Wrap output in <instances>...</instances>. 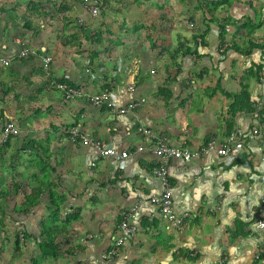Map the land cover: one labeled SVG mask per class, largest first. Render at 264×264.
Here are the masks:
<instances>
[{
  "label": "crops",
  "instance_id": "1",
  "mask_svg": "<svg viewBox=\"0 0 264 264\" xmlns=\"http://www.w3.org/2000/svg\"><path fill=\"white\" fill-rule=\"evenodd\" d=\"M230 7L231 4L226 6V9ZM243 13L250 17V11L249 14ZM220 20L222 23L225 22L224 30L220 29L219 32L223 41L245 48L243 38L249 35L247 24L237 23L236 32L232 34V26L236 21ZM243 27L246 29L243 30ZM7 28H0V55L5 58L16 57L21 49L16 43L20 34H15L9 25ZM21 39L30 41L28 35L21 36ZM220 41L219 38V44ZM263 42L264 36L249 43L259 46ZM199 45L203 46L201 41ZM203 47L206 50L209 45ZM42 52L44 56H48L45 47H42ZM201 55L203 56L198 57L199 59L202 58L208 64L213 63L211 68L202 71L201 79L206 78L202 85L194 84L191 80L188 86L182 85L183 82L178 78L180 76L178 69L172 80L166 81L162 86H151L144 83L145 79L141 80V85L136 87L134 93H129L125 86L127 81L129 83L130 80L135 79L134 75L132 78L127 77L125 81L123 76H120L117 80L118 84L111 82V86L107 84L103 87L104 83H102V88L112 91L115 95L117 108H123L133 101L145 100V103L132 114L125 115H112L107 105L92 108L80 100L64 103L59 94L55 92L50 94L38 58L30 62L14 59L8 71L1 72L3 73L1 77L10 78L11 81V84L6 82V85L1 84L0 92L6 94L5 109L13 108L9 114L4 112L5 110L2 114L7 119L5 121L14 123L22 132L21 137L13 142H19L22 137L28 135L20 128L22 122L19 111H25L23 109L25 107L21 105L25 101L34 100L44 103L47 95L48 98L51 96L54 102L62 101L60 106L66 111L57 109V105L54 109L68 119L74 120L73 126H77L86 137L103 147L131 153L124 163H116L111 159H100L91 147H84L80 143L72 144L67 136L59 140L57 135L53 146L43 145L51 150L49 162L45 167L51 174L49 183L53 193H57L58 197L63 196L64 203L67 202L70 208L72 206L68 201L78 205L77 210H71L72 213L75 211V214H78V219L76 223H72L74 227L70 232L72 237V232L79 228L83 234L84 240H80V246L76 249L86 252L84 260L88 264H100V254L110 247L117 234L116 227L120 222V212L128 210L133 205L140 207L138 217L133 221L137 227L136 237L127 243L123 251L121 250V255L109 264H116L121 258H129L132 254L137 257L138 253L142 252L140 250L142 247L151 250L155 260L163 255L169 256L166 253L167 249L174 248L178 252L179 249L184 248L190 261L196 258L197 262L201 260L202 263L210 264L215 261L216 244L219 246L218 249L223 250L222 244L225 243L216 238H222L224 234L227 235L228 240L233 237L239 243L236 249L225 248L224 254L219 256V259H225L226 263L238 261L240 264L243 261L244 252L241 246L244 245L240 244L242 242L255 245L258 249L264 248V231H257L255 228L256 221L264 219V119L259 128L258 140L253 141L249 138L252 128L249 114L229 111V104L232 102L230 95L239 93L242 90L241 86L248 88L251 105L264 97V83L248 73L252 66L264 65V49H253L249 57L233 50L226 52L221 59L214 58L207 52ZM58 63L62 66L60 61ZM51 69L50 74L58 78L63 76L75 87L82 88L83 84H87L86 78L81 81L82 76L73 74L74 70L70 72V77H67L63 74L64 71L61 74L60 68H57L54 62ZM115 76L116 74L112 75ZM15 83H17L16 88ZM4 87L7 92L3 91ZM102 88L92 93H100L103 91ZM19 93L31 96L28 100H23L22 94L20 97L16 95ZM20 98L21 101L18 100ZM67 109L70 111L65 114ZM29 114H33V111L30 110ZM139 127L146 128L149 135L138 133ZM234 132L237 133V138L233 144L232 157L218 158L211 155L189 164L180 162L170 164L169 176L173 190L174 212L178 216L189 214L190 218L182 234L169 230L156 209L148 203L151 196L161 191L158 181L152 175L157 159L149 151L152 139L150 136L160 137L174 147L194 149L205 145L211 138L223 144ZM32 141L35 140H20L25 143V147ZM139 147L143 149L142 152L135 151ZM39 168H41L40 164ZM39 171L42 176L38 175V179L41 181L44 177L47 180L42 168ZM11 184L15 183L11 182ZM11 189L6 204L13 201L11 197L16 195L14 187ZM62 189L67 194H61ZM3 190L0 182V192ZM5 209L3 211H6ZM237 223L241 226L239 231L236 230ZM90 235L97 238L87 240L86 237ZM167 238L172 239V242L165 241ZM255 238L258 240L256 241ZM69 248L73 253L75 252L71 245ZM199 250L200 254L196 252ZM192 254L194 258L191 259ZM81 260L82 258L77 257L76 262L72 261V264H77Z\"/></svg>",
  "mask_w": 264,
  "mask_h": 264
},
{
  "label": "rangeland",
  "instance_id": "2",
  "mask_svg": "<svg viewBox=\"0 0 264 264\" xmlns=\"http://www.w3.org/2000/svg\"><path fill=\"white\" fill-rule=\"evenodd\" d=\"M89 1L0 0V28L8 29L7 25H9L15 34H20L18 35L20 37L19 40H25L24 43L26 42L33 50H37L38 56L36 58L39 57L38 59L44 56L42 47H45L48 57L51 58L57 68H60L61 74L64 71L63 74L70 77V72L74 70L73 74L77 73V75L82 76L81 81H84L86 78L87 84H83L82 88H84L85 92L91 93L98 88H102V83H104L103 87L107 84L111 86V82L118 84L117 80L120 76H123L124 81L129 76L131 78L133 75L136 76L134 80L129 79L130 82L128 83L127 81L125 84L127 90L133 85L135 89L136 87L138 88L143 79H145L144 83H148L151 86H162L166 81L172 80L177 69L178 76L180 75L178 78L183 82V84L181 83L182 85L188 86L191 83L189 82L190 80L194 84L198 83V85H202L203 80L206 78L201 79V73L205 68H211L213 63L208 64L205 60L198 57L203 56L201 55L203 52H207L217 59H221L224 56H220L217 53L216 48L219 44L220 28L216 24L210 23V18L213 17L218 20L230 19L236 21V24L232 26V34L236 32L235 25L237 26V23L238 25L247 24V18L255 25H261L258 31H255L251 36H244L245 46L248 42L264 36L263 0H229L231 4L229 9L223 6L217 12L209 14L202 12L197 0H106V2L100 0L102 8L97 22L91 25L80 26L77 22L78 18L82 16L80 5ZM31 2L35 6L38 5L40 7H36L34 10H26L27 4ZM53 3L67 6L71 9L72 13L64 17L63 14L58 12ZM250 3L253 5H248ZM37 10L40 11L37 12ZM43 11L48 13L49 16L47 18H42L43 15H40ZM249 11L251 12L250 17H247L248 15L243 12L249 14ZM28 22L30 28L26 29L25 23ZM245 29L243 27V30ZM206 31L208 33L205 36V40L209 47L205 50L204 45H199L200 40L195 41L194 37ZM96 34L102 36L100 45H93L87 41V38L93 37ZM23 35H28L30 41L21 39ZM73 35L78 36L82 46H77L74 43L69 45L63 44V39L72 37ZM180 44L189 47L191 51L187 56H183L182 53L177 58L176 50ZM200 51H202L201 54L199 53ZM14 58H8L11 60L8 66L0 67L1 90V84H5V82L9 84L11 82L10 78L6 79V77H1V75L8 71V67L14 61ZM58 61L61 62L62 66L59 65ZM51 66L52 64L49 67V73L52 70ZM2 71L3 73H1ZM113 74H116V76L112 77ZM52 76L56 79L64 78L63 76L60 78ZM181 76L183 77L181 78ZM16 85L17 83H15V88ZM11 88H13V85ZM102 89L105 90L104 88ZM3 91L7 92L5 87ZM21 94L23 100H28L31 96L23 93L16 95L20 97ZM45 97L47 98H45L44 103H40V100H34L30 102L25 101L21 105L25 107L23 108L25 111H19V113L21 112L20 121L22 122L20 128L24 132H27L28 135L27 137H22L20 140L26 141L32 139L41 145L46 144L49 146L51 144L53 146L57 135L59 140H61V138H65L68 135L67 133H71L74 128H78L77 126H73L75 124L74 120L68 119L67 116H64L57 110L62 109V111H66L60 106L62 101H58L57 103L53 101L51 96L48 98L49 96L45 95ZM11 100H14V95ZM18 100L21 101V98ZM5 101V95L0 92V127L2 126V122L7 120L2 112L5 110L4 112L9 114L13 110V108L9 107L5 109ZM83 102L87 103L86 101ZM16 103H13V105H17L19 101ZM55 105H57V109H54ZM30 110L33 111L31 115L29 114ZM67 110L65 114H68L70 111L69 109ZM20 140L19 142L0 146V182L3 185V191L7 192L8 190L9 192L11 182L18 186L14 187L16 195L11 197L13 201H9L6 209L4 208L6 211L0 210V220H3L5 223V229H1L0 227V264H31L33 257L37 264H72V261H75L77 257L82 258L77 264H88L84 260L86 252L76 249V247L80 246V240L83 239V234H81L79 228L72 232V237L70 238L71 246L76 253L74 252L75 254L73 253L68 257L63 256L55 260L52 258H42L34 249V244L21 237L24 232L29 235L38 236L42 224L50 225L52 223L47 209V194L53 191L51 183H49V176L51 174L45 166H41L42 173L48 179L46 180L44 177L41 181L38 179V175H42L39 171L41 168L37 165L38 158H36V152L29 146L30 143L25 147V143L20 142ZM49 151L51 152V150L42 149L40 155H49ZM40 183L43 184L41 185ZM36 186L41 187V192L43 193V197H41L43 200H40L41 204L34 207H29L28 205L24 207V197L29 195L32 187ZM62 193L63 195L67 194L63 189L61 190ZM55 197L58 198L57 193H55ZM68 202L71 204L72 209L65 202L60 207V216L62 218L73 214L71 210H77L78 208V205L72 204L70 201ZM26 210L27 213H24L23 211ZM2 212H5L4 215H2ZM73 212L75 213V211ZM76 222L77 220L74 219L71 223ZM15 236H19V250L15 249ZM258 238H255L256 241ZM216 239L224 242L225 245L222 244L223 250H220L216 244L215 250H217V254L215 255V261L210 264L219 263V256L224 254L225 248L236 249L239 244L233 237H230L228 240L225 234L222 238L217 237ZM169 240L167 238L165 241L169 242ZM170 242H172V239ZM246 243H240L244 245L241 247L244 252L242 253V258L243 261L245 260L244 262L241 261L240 264H264L262 257L264 255V248L258 249L255 245ZM68 248L62 247L63 250H67ZM144 249V247L140 249L142 252L138 253L137 257L132 254L129 258H121L116 264H207L202 263L201 260L197 262L193 254V256L191 255V259H194L190 261L184 248L179 249L178 252L174 248H170L172 250L167 249L166 253L169 256L163 255V257L157 260L153 259L151 250ZM156 250L159 251L158 249ZM196 252L200 254V250ZM202 252L206 254V252ZM165 260H171L172 262L166 263ZM238 263V261H234L230 264ZM226 264H229V261Z\"/></svg>",
  "mask_w": 264,
  "mask_h": 264
},
{
  "label": "built area",
  "instance_id": "3",
  "mask_svg": "<svg viewBox=\"0 0 264 264\" xmlns=\"http://www.w3.org/2000/svg\"><path fill=\"white\" fill-rule=\"evenodd\" d=\"M83 14L78 18L77 22L80 26L88 23H95L99 18L100 5L96 0H90L88 3L82 4ZM86 17V18H85ZM17 45L20 46V52L14 59H26L29 56L37 57V50H33L26 42L18 40ZM232 47V43L221 44L217 48V53L222 55L225 51ZM39 58V57H38ZM42 72L45 76L49 77L48 87L54 90L55 93L59 94L62 99L66 102L73 101H86L92 108H101L103 105H107L109 112L112 115H125L132 114L139 106L145 103L144 99L133 101L128 103L123 108H117L116 97L110 90H103L100 93L85 92L82 88L72 86L71 83L57 82L54 77L49 73V67L52 64V60L48 56L40 57ZM11 60L2 57L0 55V67H6L9 65ZM259 80L264 82V66L259 72ZM135 87L130 86L128 88L129 93L135 92ZM264 107V98L253 103L254 112L250 114L252 128L249 138L253 141L257 139L259 135L258 129V118L259 113ZM138 133L145 136L149 135L146 128L139 127ZM21 130L14 123L5 121L0 128V146H4L11 143L21 137ZM69 141L72 144L80 143L84 147L93 148L98 157L102 160L111 159L116 163H124L129 159L131 153L129 151H120L111 147H103L101 144L94 140L86 137L79 128H74L71 133H67ZM149 151L157 159V166L153 168L152 175L156 178L160 185L161 191L158 194H154L148 200V203L153 206L158 215L161 216L169 230L182 234L187 226V220L190 218L189 214H183L178 216L174 212V202L172 185L169 176V166L172 162H180L182 164H189L196 161H201L214 155L218 158H230L232 157L233 144L237 138V133H232L228 139L223 143L219 144L216 139L211 138L205 145L198 148L188 147H174L168 144L164 139L160 137H151ZM258 140V139H257ZM136 152H142V148H137ZM94 166V164H91ZM139 205H133L128 210L120 212V222L116 227L117 234L112 240L110 247L99 256L100 264H109L117 259L121 255L123 247L134 240L137 234V227L135 221L139 214ZM264 209V208H263ZM133 222V223H132ZM257 231H264V219L257 220L255 224ZM97 236H87V240L96 239ZM218 264H226L225 259L219 260Z\"/></svg>",
  "mask_w": 264,
  "mask_h": 264
},
{
  "label": "trees",
  "instance_id": "4",
  "mask_svg": "<svg viewBox=\"0 0 264 264\" xmlns=\"http://www.w3.org/2000/svg\"><path fill=\"white\" fill-rule=\"evenodd\" d=\"M96 1L100 5V12H101L102 3L100 0H96ZM104 1L106 2V0H104ZM197 3L200 5L199 7L201 8L202 12L205 14L217 12L223 6H229L230 5L229 0H197ZM53 4L57 8L58 12L60 14H63L64 17L68 16L72 13L71 9L68 8L67 6L58 5L57 3H53ZM81 6H82V4L80 5V13L83 14ZM36 7L38 8L40 6H38V5L35 6L34 3L31 2V3L27 4L26 10H31V9L34 10ZM39 11L40 10H37V12H39ZM40 15L41 16L43 15L42 18L43 17L47 18L49 16L48 13H46L44 11L41 12ZM210 23H215L220 27V29L222 31L224 30L223 27H224L225 22L222 23L220 20L213 17V18H210ZM91 24H94V23H86L82 26L91 25ZM25 28L26 29L30 28L29 22L25 23ZM246 28H247V32L249 33L248 36H251L252 32H255V30H258L260 28V25H255L251 20L248 19V24L246 25ZM207 32L208 31L203 32L199 36H195L194 37L195 41L200 40L201 44H203L204 46H207V43L205 41V36L207 35ZM219 38L221 40H223L222 34H219ZM101 39H102V36L100 34H96L93 37L87 38V41L91 42L93 45H100ZM80 41L81 40L78 38V36L73 35L72 37L63 39V44L69 45V44L74 43L77 46H82L80 44ZM257 48L264 49V42H263V44H261L259 46L248 42V44L246 45L245 48L240 47L238 44H234L232 50L237 52L238 54L245 56V57H247V56L249 57L251 55L253 49H257ZM190 51H191V49L189 47L187 48V47H185L184 44H180L176 50V55L179 56L183 53V55L185 56ZM33 59L34 58L32 56H29L26 59H24V61L30 62ZM261 68H262L261 64L260 65L259 64L254 65V66H252V68H249L248 73H250L249 75H253L254 78L257 79ZM44 78H45V82H46V87L48 89L47 91L50 94H53L54 90H52L48 87L49 77L44 75ZM54 79L60 83H62V82L70 83L68 80H65L64 78H60V79L54 78ZM241 87H242V90L239 93L230 95L232 102L229 104V111H231L232 113L240 112V113L252 114L254 112V109H253V104L251 105V103H250V94L247 90L248 88L246 86H241ZM5 96H6V94H5ZM63 102H65V101L63 100ZM263 119H264V107L262 108V110L259 113V118H258V122H257L258 126H260L263 123ZM67 137L69 140L68 135H67ZM29 146H31L32 149L36 152V158H38V160H37L38 166H39V164H40V166H46L47 162H49L48 161L49 155H40L41 154L40 151L42 149L47 150L48 148L39 144L36 141H32V143H30ZM155 166H157V164ZM40 184L42 185L43 183H40ZM12 187H16L15 184L10 185L9 192L7 190L8 194H7V192H4V191L0 192V203H2V204H0V210H2V211L8 205V204H6V201H7L6 199H7V197H9V194H10V191L12 190L11 189ZM42 195H43V193L41 192V187H38V186L32 187L30 195L25 197V202L23 203V206L24 207H27V205L29 207L37 206L39 204L40 200H43V199H41V197H43ZM47 195H48L47 209L49 212V219L52 221V223L50 225L42 224L40 234L38 236L29 235V234L24 232L21 235V237L24 238L25 240L31 241L34 244L33 245L34 249L39 253V255L42 258H52L55 260V259H60L63 256L68 257L69 255L73 254V250L71 248H68L67 250H63L62 247H70V245H71V242H70L71 232H70V230L74 227L71 222L74 219L75 220L78 219V214L73 213L70 215H66L65 218L64 217L62 218V216H60V207L63 205L65 198L63 196L56 198L55 194L53 192H50ZM44 198H46V197H44ZM23 212L27 213V210L23 211ZM2 214L4 215L3 212H2ZM187 221H189V220H187ZM0 222H1V226H0L1 229H5L4 221L2 220ZM239 227H241V226L239 223H237L236 224V230L237 231L240 230ZM19 247H20L19 236H15V249L19 250ZM262 257L264 259V255ZM31 260H32L31 264H37L34 257Z\"/></svg>",
  "mask_w": 264,
  "mask_h": 264
},
{
  "label": "clouds",
  "instance_id": "5",
  "mask_svg": "<svg viewBox=\"0 0 264 264\" xmlns=\"http://www.w3.org/2000/svg\"><path fill=\"white\" fill-rule=\"evenodd\" d=\"M97 20H98V19H97ZM96 22H97V21H96ZM94 24H95V23H94ZM220 40H221V39H220ZM222 41H223V40L220 41L221 44L230 43V42H226V41H223V42H222ZM224 42H225V43H224ZM221 44H219V45H221ZM219 45H218V46H219ZM233 46H234V44L232 43V47L229 48V49H227V50L225 51V53L222 54V55H220V56H223V55L226 54V52L232 50ZM217 48H218V47H217ZM217 48H216V49H217ZM261 66L263 67L264 65L261 64ZM258 75H259V74H258ZM258 81L261 82V81L259 80V76H258ZM261 83H264V82H261ZM262 98H263V97H262ZM249 116H250V114H249ZM260 127H261V126H258V129H259ZM259 132H260V130H259ZM155 167H156V166H155Z\"/></svg>",
  "mask_w": 264,
  "mask_h": 264
}]
</instances>
